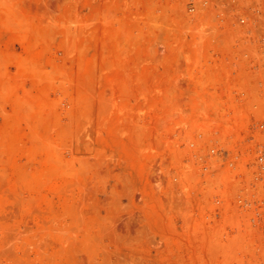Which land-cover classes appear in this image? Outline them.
<instances>
[{
    "label": "rangeland",
    "instance_id": "obj_1",
    "mask_svg": "<svg viewBox=\"0 0 264 264\" xmlns=\"http://www.w3.org/2000/svg\"><path fill=\"white\" fill-rule=\"evenodd\" d=\"M262 31L264 0H0V264H264L229 166Z\"/></svg>",
    "mask_w": 264,
    "mask_h": 264
},
{
    "label": "built area",
    "instance_id": "obj_2",
    "mask_svg": "<svg viewBox=\"0 0 264 264\" xmlns=\"http://www.w3.org/2000/svg\"><path fill=\"white\" fill-rule=\"evenodd\" d=\"M255 35L264 39V31ZM248 66L251 70L262 72L264 88V51L259 63H254L252 60ZM262 100L264 102V92ZM260 132L262 133L261 141L254 142L255 137H250L251 143L245 149L236 151L237 146H234L229 151L231 177L237 184L231 191L230 197L237 201L239 212L246 218L245 220L255 228L264 231V118L260 125ZM212 153L216 154V150L212 149ZM216 197H224V195L221 193Z\"/></svg>",
    "mask_w": 264,
    "mask_h": 264
}]
</instances>
